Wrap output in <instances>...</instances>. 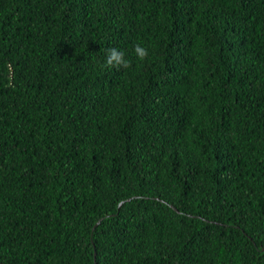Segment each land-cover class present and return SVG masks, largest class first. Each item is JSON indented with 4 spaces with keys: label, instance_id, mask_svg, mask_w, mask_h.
Instances as JSON below:
<instances>
[{
    "label": "trees",
    "instance_id": "obj_1",
    "mask_svg": "<svg viewBox=\"0 0 264 264\" xmlns=\"http://www.w3.org/2000/svg\"><path fill=\"white\" fill-rule=\"evenodd\" d=\"M263 249L264 0H0V264Z\"/></svg>",
    "mask_w": 264,
    "mask_h": 264
},
{
    "label": "clouds",
    "instance_id": "obj_2",
    "mask_svg": "<svg viewBox=\"0 0 264 264\" xmlns=\"http://www.w3.org/2000/svg\"><path fill=\"white\" fill-rule=\"evenodd\" d=\"M134 53L141 61L145 60L149 55L147 48L139 43L135 45ZM104 64L105 66L114 67L117 69L121 67L127 69L131 66V61L126 58L124 51L115 47H111L106 50Z\"/></svg>",
    "mask_w": 264,
    "mask_h": 264
},
{
    "label": "water",
    "instance_id": "obj_3",
    "mask_svg": "<svg viewBox=\"0 0 264 264\" xmlns=\"http://www.w3.org/2000/svg\"><path fill=\"white\" fill-rule=\"evenodd\" d=\"M263 251H264V249H263Z\"/></svg>",
    "mask_w": 264,
    "mask_h": 264
}]
</instances>
